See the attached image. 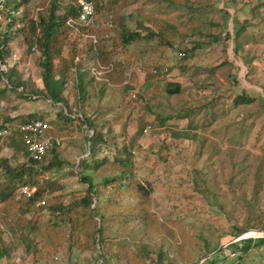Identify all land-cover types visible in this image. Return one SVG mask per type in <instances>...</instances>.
I'll return each mask as SVG.
<instances>
[{
    "label": "rangeland",
    "instance_id": "rangeland-1",
    "mask_svg": "<svg viewBox=\"0 0 264 264\" xmlns=\"http://www.w3.org/2000/svg\"><path fill=\"white\" fill-rule=\"evenodd\" d=\"M20 1L0 5V33L12 36L6 76L13 81L7 89L6 79L0 80V120L9 117L15 125L29 116L47 123V136L60 144L47 154L51 166L44 178L60 186L54 194L64 197V205L86 189L78 173L91 133L75 119L80 109L104 138L94 159L111 161L125 146L131 155L127 178L148 194L117 196L116 184L108 185L94 204L95 226L98 215L105 221L103 244L94 246L87 232L69 236L66 217L0 203V264H264V243L257 244L264 237V0H186V6L124 0L116 12L107 0L99 8L93 0V15L83 25L88 27L64 32L61 57L71 49L79 72L89 69L94 78L85 80L91 97L82 99L67 81L61 96L71 112L44 96L38 52L15 35L22 20L35 19L53 0H28L13 12ZM112 16L141 35L155 21L172 25L177 31L171 48L158 52L142 41L120 52L111 46ZM235 30L241 32L234 42ZM92 43L110 48L111 75L93 67L87 56ZM153 71L157 75L149 78ZM167 83L178 84L179 93L167 95ZM239 94L252 101L234 106ZM12 154L0 146V158L14 169L24 158ZM84 173L94 184L117 175L103 167ZM4 181L0 174V186ZM32 221L42 231L57 225L59 234L33 237L27 228Z\"/></svg>",
    "mask_w": 264,
    "mask_h": 264
},
{
    "label": "trees",
    "instance_id": "trees-1",
    "mask_svg": "<svg viewBox=\"0 0 264 264\" xmlns=\"http://www.w3.org/2000/svg\"><path fill=\"white\" fill-rule=\"evenodd\" d=\"M28 0H21L19 5L16 7L27 3ZM90 2L92 7L95 9L93 0H84ZM99 8V3L101 0H95ZM111 4V10L116 12L124 4V0H107ZM167 2L169 4H175L180 6H186L189 3L186 0H158ZM73 4L61 5L56 1L49 2L45 8H41L36 14L35 19L27 18L25 22L23 20L20 22V27L16 29L15 35L19 34L23 38V43H26L28 51L38 52L39 62L38 66L40 68V81L42 85L43 94L52 103H59L66 112H71L67 109L66 100L61 96L62 89L65 84L71 82V90L77 99H82V97H91L84 91L85 80L89 78L87 82H92L94 80L93 74L89 69L81 70L78 62L74 61L75 57L78 55L73 54L71 49L68 51L67 57H61V49L63 47L65 31H70L73 26L78 25V29L81 30L85 27L77 22L78 8L76 0H73ZM60 11V12H59ZM114 14V13H113ZM23 18V17H22ZM115 25H111V30L114 31V37L111 39L112 47L117 46L120 52L126 51V48L138 42H152L153 50L158 52H164L168 48H171V40L173 38L174 32L177 31L172 25L165 23L163 21H155L153 23L154 29H147L144 35H141L138 31H129L124 26H122L119 21H117L116 16H112L110 19ZM72 23L71 25H69ZM13 25V21H12ZM11 25H7L6 28ZM68 26V27H67ZM71 26V27H70ZM106 25L104 28H108ZM243 27H241V30ZM241 31L235 30L232 39L235 42ZM64 35H63V34ZM63 35V37H62ZM229 38V36H227ZM11 34L0 33V80L6 79L4 84L5 88L11 89L13 86V81H10L9 77L6 76L8 69H6V61L10 57L11 52ZM31 49V50H30ZM236 50V49H235ZM93 60V67L96 70H100L103 74L102 76L111 75V71H114L112 65L109 66V61L111 57L110 48L106 49L98 43H92L87 51V56ZM57 59V65L53 67L54 60ZM3 67L4 69H1ZM156 71L147 73L150 78L156 76ZM90 85V84H87ZM164 91L167 95H176L179 93L178 84H165ZM20 95V94H19ZM22 95V94H21ZM20 95V96H21ZM23 96V95H22ZM252 101L247 95L239 94L233 99V105H247ZM80 116H76V120H80L85 124L87 129L90 130V135L87 137L88 142V153L87 156L79 162V176L80 182L86 186L83 193H77V199L69 204L64 205V197L60 194L55 195L56 191L60 189V186L55 182L46 181L44 178V173L50 168V164H45L47 154L56 146H52L46 153L41 164H36L31 160L27 159V152L25 146L21 141V136L16 130H11L10 135L7 138L0 141V146L7 147L11 149L12 156L24 158V163L11 169L8 165L6 159L0 158V174L5 177L4 183L0 186V203L8 204L13 207L21 209L25 213H37L40 210L45 209L46 211L57 214L62 217H66L69 223V236L75 234H85L88 233V239L91 244L101 245L103 240L101 239V224L105 223L103 220L104 215H98V222L100 225L95 226L93 220V213L96 210L94 204L97 203L100 196H102L108 185L116 184L114 188V193L123 195L124 193L128 196H134L139 199H143L147 196L148 191L145 190L143 185L136 180L127 178L129 173H126L127 168H131V155L127 151L125 146L118 149L112 160L109 161L106 157H102L99 161L94 159L95 155L101 151V146H104V138L101 135L99 129L93 124V121H89L88 117H85L83 109L79 111ZM62 117H68V115H63ZM72 117H68L69 120ZM74 118V117H73ZM37 119V118H36ZM70 119V120H71ZM34 120L33 117H27L25 119H20L17 124ZM12 118H4L0 120V126L12 125ZM49 130V128H48ZM46 131V135L49 133ZM54 164H58L55 160ZM44 164V165H43ZM42 165V166H41ZM103 167L107 170H115L117 175L111 178H105L101 183L94 184L91 180L89 174L84 172H93ZM126 181L125 187L121 189L122 182ZM26 188L28 193L23 194L19 192L21 188ZM18 192V193H17ZM42 202V204H41ZM7 207V206H6ZM91 207V208H90ZM28 230L33 237L41 235L45 239H50L54 235H58L57 225H53L50 228L46 227L45 231L38 228L36 221L28 222ZM247 243L251 242L246 239ZM26 246V251L30 247ZM264 237L257 240V244H263ZM247 247L244 249L247 250Z\"/></svg>",
    "mask_w": 264,
    "mask_h": 264
},
{
    "label": "built area",
    "instance_id": "built-area-1",
    "mask_svg": "<svg viewBox=\"0 0 264 264\" xmlns=\"http://www.w3.org/2000/svg\"><path fill=\"white\" fill-rule=\"evenodd\" d=\"M4 0H0V5ZM78 16L77 22L84 25L93 15V7L90 2L77 0ZM11 130H16L20 136L27 152V159L36 164H41L46 157L47 151L52 146H58L60 141L46 135L48 125L44 120L34 119L15 125L0 126V141L10 135ZM21 193L27 194L26 188H21ZM42 204V202H41Z\"/></svg>",
    "mask_w": 264,
    "mask_h": 264
},
{
    "label": "water",
    "instance_id": "water-1",
    "mask_svg": "<svg viewBox=\"0 0 264 264\" xmlns=\"http://www.w3.org/2000/svg\"><path fill=\"white\" fill-rule=\"evenodd\" d=\"M264 233V231H262Z\"/></svg>",
    "mask_w": 264,
    "mask_h": 264
}]
</instances>
